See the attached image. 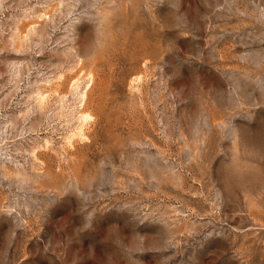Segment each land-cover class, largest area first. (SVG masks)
<instances>
[{
  "label": "rangeland",
  "instance_id": "374dc122",
  "mask_svg": "<svg viewBox=\"0 0 264 264\" xmlns=\"http://www.w3.org/2000/svg\"><path fill=\"white\" fill-rule=\"evenodd\" d=\"M0 264H264V0H0Z\"/></svg>",
  "mask_w": 264,
  "mask_h": 264
}]
</instances>
